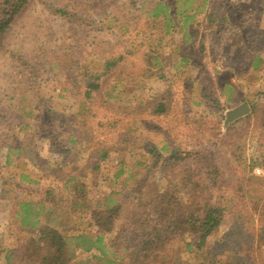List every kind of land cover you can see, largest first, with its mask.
I'll use <instances>...</instances> for the list:
<instances>
[{"label":"rangeland","instance_id":"374dc122","mask_svg":"<svg viewBox=\"0 0 264 264\" xmlns=\"http://www.w3.org/2000/svg\"><path fill=\"white\" fill-rule=\"evenodd\" d=\"M202 1L196 0L190 4L189 11L195 13L194 9L202 5ZM143 3L144 0H31L1 37L0 257L2 246L9 241L7 225L12 218L15 201L14 194L4 191L2 181L4 177H10V181L15 179L14 176L19 179L21 171L5 166L7 147L33 149L39 158L48 161L53 167L50 181L58 192L64 190V178L74 177L77 183L87 188V201L93 207H98L101 196H107L113 189H120V184L114 183L115 165L120 161L132 165L140 156H144L150 145L162 147L159 141L165 140V135H179V143L188 150L193 149L198 142L196 149L207 160L220 161L222 164L221 153H225L231 143V147H239V153L244 155L240 157L245 160L247 171L252 176L264 179V66L252 71L240 65L235 70L232 68L231 72L224 70V75H221L222 82L233 83L243 92L245 101L242 103L250 106L249 115L228 126L225 124L226 118L220 127L217 126L214 117L207 120L208 124L204 126L202 121L195 125L193 117H196V109L192 104L196 100L192 99V85L186 78L192 76L199 83L197 73L200 70L190 62L185 69V76H180L183 67L179 64L180 53L175 51L174 45H183L181 36L177 33L164 36L159 28L163 27L161 22H158L157 29L152 21H142ZM207 3L208 8L213 7L217 11V22L210 23L209 12L198 15L191 23V32L189 30L194 40L189 47H182L184 52H191L193 63L203 61L204 68H201L200 75L215 65L219 67L223 62H241L242 55L237 50L252 40L255 41L253 47L256 51L263 48L261 52L264 59V0H207ZM224 15L225 20H222ZM180 20L183 25V18ZM151 33L154 40L150 39ZM222 37L225 39L221 43V50L215 55L217 61H213L216 58L211 56L210 51H203L201 43L209 46L212 41ZM158 41L162 44L158 45ZM127 49L134 51L132 59L161 56L165 62L167 58H173L168 60V64L180 66L176 69L179 71L165 64L162 69L165 78L152 76L143 90L136 91L137 85H131L129 89L135 91L131 94L121 93L127 86L125 83L119 84V99L124 101L120 105L124 107L125 101L132 99V115H128L130 109L125 107L115 108L104 104L97 94H94L93 100L82 103L85 100V84L82 80L85 71H98L105 60ZM229 49L232 51L229 52ZM152 71L157 69L153 68ZM166 88L172 94L169 110L166 114L153 115L156 107L154 97ZM256 106L257 119L252 116V108ZM224 115L226 117V111ZM215 127L214 133L206 129ZM70 134L77 137L74 143L69 141ZM204 138H209V141ZM51 141H56L58 146H53ZM95 164H99V170L94 168ZM253 165L256 167L254 171ZM188 169V165H183V172L163 171L159 176L168 181L183 205L191 202V188L179 177L186 176ZM192 169L191 175H195L197 168ZM257 169L262 171L260 175L256 174ZM49 182L44 181L42 185ZM259 187L262 188L261 185ZM141 199L142 202L144 199L148 202V197L142 196ZM205 200L203 198L195 204V209L203 208ZM261 220L256 217V226L263 225ZM124 221L122 218L116 222L117 225L112 229L113 235L125 227V224H121ZM232 224L231 219L225 220L208 237V249L202 254H196L193 249L187 251L185 241L190 242L192 235L173 236L158 252L160 263L207 264L211 259L207 257L210 253L221 261L217 264H236L231 261L233 256L243 253H238L240 247L234 245L238 239L232 236L228 238ZM11 228L16 229L14 226ZM69 232L72 233V230ZM129 239L132 247L134 243ZM135 250L132 247L124 254L129 257V264L134 263L132 255ZM113 251L117 255L121 254L120 249ZM78 252L76 260L84 261L86 255ZM257 264H264V248Z\"/></svg>","mask_w":264,"mask_h":264},{"label":"trees","instance_id":"16d2710c","mask_svg":"<svg viewBox=\"0 0 264 264\" xmlns=\"http://www.w3.org/2000/svg\"><path fill=\"white\" fill-rule=\"evenodd\" d=\"M30 1L1 0L0 39ZM195 1L144 0L141 20L152 21L157 29L158 22H161L163 27L159 28L164 36L175 33L181 36L183 45H174L175 51L180 53L179 64L183 67L180 76H185V69L190 62L200 70L197 73L199 83L192 76L186 78L192 85V99L196 100L192 104L196 109L194 123L197 125L202 121L204 126L208 124L207 120L214 117L216 125L220 127L226 118L225 111L245 101V97L233 83L221 81L224 70L231 72L232 68L235 70V67L241 65L258 71L264 66L261 52L263 48L256 51L253 47L254 40L246 42L237 50L242 55L241 62H223L219 67L215 65L200 75L201 68H204L203 61L193 63L191 52H184L182 47H189L194 40L189 30L191 32V23L198 15L209 12L208 20L213 24L217 22L219 15H216L215 8H208L207 0H203V4H199L192 14L189 7ZM225 16L221 19L225 20ZM182 18L183 25L180 20ZM150 39H153L152 33ZM224 39L225 37L216 39L209 46L204 42L200 43L203 51L208 50L215 57L221 50ZM160 43L158 41V45ZM133 56L134 51L127 49L124 53L105 60L98 71H85L82 79L85 84V100L82 103L93 100L94 94H97L104 104L115 108L125 107L130 109L128 115H132V99H127L123 107L120 104L124 101L119 99L121 93L135 92L134 89H129L131 85H137L136 91L143 90L152 76L165 78L162 73L165 64L175 71L180 68L176 64H168V60L173 58L166 57L164 62L161 56L132 59ZM212 60L217 61V58ZM153 68L157 71H152ZM121 83H125L128 90H121L120 93L117 92V87ZM171 96L169 88L156 93L153 115L168 112ZM257 112L258 106L253 107L252 116L256 119ZM206 129L214 133L216 127ZM165 137V140L159 141L162 147L150 145L144 156H140L132 165L122 161L115 165L114 183L117 182L121 187L113 189L107 196H101L98 207H93L87 201V188L77 183L74 177L67 176L63 179L64 190L61 192L52 187L50 180L53 177V167L48 161L39 158V154L33 149L7 147L5 166L21 171L19 179L14 176L15 179L10 181V177H4L5 180L2 181L4 191L14 194L15 201L12 218L7 225L9 241L2 246L0 264H129V257L124 254L132 247L136 248L132 255L133 264H161L158 252L173 236L192 235L190 242L185 241L187 251L193 249L196 254H202L208 249V237L227 219L233 221L228 238L232 236L238 239L234 245L236 248L240 247L238 253H243L233 256L231 261L236 264H257L264 248V179L252 176L247 171L245 160L240 157L244 155L239 153V147H231V143L226 152L221 153L222 164L220 161L207 160L196 149L198 142L193 149L188 150L179 143V135ZM76 139V135H69L70 142L74 143ZM204 139L209 141V138ZM51 143L58 146L56 141ZM61 148L63 149L62 145ZM227 153L230 155L227 156ZM183 165H188L189 169L186 176L179 178L191 188V202L186 205L181 204L168 181L159 177L163 171L183 172ZM209 165L210 168L206 167ZM192 168H197L195 175H191ZM255 168L253 165L252 170ZM95 169L99 170L100 166L96 165ZM44 181L50 182L42 185ZM142 196L148 197V202L145 199L142 202ZM203 198H206L203 208L195 209V204L200 203ZM257 216L263 219L260 227L256 226ZM122 218L125 221L121 224H125V227L113 235V226ZM107 235L109 240L106 241ZM129 237L134 243L132 247L129 245ZM113 249H120L121 254L117 255ZM78 251L86 255L84 261L76 260ZM207 257H211L207 264L221 262L210 253Z\"/></svg>","mask_w":264,"mask_h":264},{"label":"water","instance_id":"95a60500","mask_svg":"<svg viewBox=\"0 0 264 264\" xmlns=\"http://www.w3.org/2000/svg\"><path fill=\"white\" fill-rule=\"evenodd\" d=\"M251 112L250 106L247 103H242L226 112L225 124L235 122L243 117H246Z\"/></svg>","mask_w":264,"mask_h":264},{"label":"crops","instance_id":"0c3cea01","mask_svg":"<svg viewBox=\"0 0 264 264\" xmlns=\"http://www.w3.org/2000/svg\"><path fill=\"white\" fill-rule=\"evenodd\" d=\"M238 91L242 94V96H243V92L242 91H240V89L238 88ZM234 107H236V106H234ZM233 107V108H234ZM232 109V108H231ZM228 110H230V109H228ZM228 110H226V112L228 111ZM97 164H95V166H96ZM99 165V164H98ZM95 168V167H94ZM75 181H76V179H75Z\"/></svg>","mask_w":264,"mask_h":264},{"label":"built area","instance_id":"2783aa9c","mask_svg":"<svg viewBox=\"0 0 264 264\" xmlns=\"http://www.w3.org/2000/svg\"><path fill=\"white\" fill-rule=\"evenodd\" d=\"M261 173H262L261 170H259V169L256 170V174L260 175Z\"/></svg>","mask_w":264,"mask_h":264}]
</instances>
